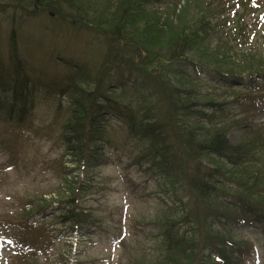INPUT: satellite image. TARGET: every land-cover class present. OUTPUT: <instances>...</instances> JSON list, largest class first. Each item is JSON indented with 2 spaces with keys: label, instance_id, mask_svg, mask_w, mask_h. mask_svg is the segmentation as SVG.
<instances>
[{
  "label": "trees",
  "instance_id": "trees-1",
  "mask_svg": "<svg viewBox=\"0 0 264 264\" xmlns=\"http://www.w3.org/2000/svg\"><path fill=\"white\" fill-rule=\"evenodd\" d=\"M163 1L40 0V6L60 17L61 26L77 27L81 32L89 30L97 45L102 36L108 47L114 48L91 74L82 58L62 59L64 63L46 86L70 97L72 113L63 139L68 152H75L81 168L88 171L106 164V126L118 122L124 137L129 138L125 140L140 150L136 164L143 165L151 177L166 179L174 189L186 190L189 199L181 207L182 214L174 216L164 210V217L155 222L162 228V241L153 264H236L233 256L242 253L228 250L231 243L223 233L231 230V215H237L234 222L264 223L263 143L259 133L248 131L246 139L232 145L227 138L229 125L220 123L217 113L209 115L198 107L224 111L238 97L234 101H208L189 85L188 80H194L189 79L192 73L182 66H188L197 76L209 75L221 84L218 80L243 72L252 77L264 74L259 71L264 58L257 59L261 53L242 41L243 37L248 38L246 5L242 14L227 11L229 0H202V5L200 0H184L183 13V8L178 11L182 0L176 4L177 0H170L172 6L155 9ZM31 6L27 1L20 8L31 17L35 12L29 10ZM45 35L43 32L40 41ZM24 37L22 34L18 41L16 29L11 30L10 64L0 54L1 118L17 124H23L32 113L34 81L44 75L27 58L22 59L24 63L20 61L19 50L32 51L34 47L33 42L23 41ZM178 63L181 75L167 80L164 69ZM23 68L35 75L34 80L27 76L19 83ZM125 70L138 72L146 79L141 77L133 85L116 82V73ZM169 73L172 74L170 70ZM120 93L127 94V99L116 97ZM245 98L252 100L249 95ZM200 115L202 124H198ZM258 148L262 151L256 152ZM88 162L95 167H88ZM82 187V180L70 182L69 194L59 201L62 214H69L64 215V222L71 223L73 229L82 228L90 216L78 210ZM37 207L36 213L48 210L47 205ZM24 213L30 219L34 215L31 211ZM38 233L42 235L35 242L51 239L48 232ZM136 253L137 257H127V264H152L143 249Z\"/></svg>",
  "mask_w": 264,
  "mask_h": 264
},
{
  "label": "rangeland",
  "instance_id": "rangeland-1",
  "mask_svg": "<svg viewBox=\"0 0 264 264\" xmlns=\"http://www.w3.org/2000/svg\"><path fill=\"white\" fill-rule=\"evenodd\" d=\"M13 1L0 0V54L4 55V59L10 64L9 36L11 30L16 29L18 41L20 36L25 34L23 41H31L34 46L32 51H27L25 48L23 52L19 50L20 61L24 63L22 59L27 58L32 64L37 65L44 75L35 78L31 72H25L24 68L21 71L19 83H22L27 76L33 80L35 78L32 93L34 108L23 124L8 122L5 118H1L0 113V264H16V255L19 253L18 244L5 239L3 229L6 225L1 221L19 218L24 210L30 209L27 204L34 199L37 205H47L48 209L57 208L56 203H59L64 195L69 194L70 182L81 179L88 192L80 205L97 223L89 224L83 230L84 232L74 233L70 228L71 223H61L59 216L35 217L33 220L37 228L51 226L60 235L46 251L35 249L37 255L32 258V262L56 264L64 253H69L71 258H78L80 264H121L119 257L123 255V244H129L131 241L139 242L138 248L145 249L148 262L153 264V260L160 253L158 245L162 241L160 236L162 228L155 222L164 217V210L174 216L182 214L181 207L189 199L186 190L174 189L166 179L148 178L144 173L146 172L144 166L132 164L134 155L140 150L133 144H129V140H125L129 138L124 137L125 132L118 122H110L106 126V141L103 147L109 156L110 163L95 167L88 162V167L91 165L95 168L88 171L82 169L75 152L71 150L68 152V146L63 139L64 127L72 113L70 97L66 93L57 94L46 86L50 76L58 72L60 65L64 63L62 59L82 58L87 62L89 74H91L100 67L109 52L113 53L114 48L108 47L102 36L99 37L101 44L97 45L95 37L89 30L81 32L77 27L61 26L58 22L60 17L56 14L50 16L48 13L51 12L50 10L46 12V16L34 17L33 15L36 14L34 12L29 17L20 7L30 1L32 6L29 10L33 11L35 9L33 0ZM200 1L202 5V0ZM233 1L229 0L227 4L229 8L227 11L231 10L232 13L240 12V7L244 8L245 5L256 3L252 1V3H241L236 6ZM172 2L164 0L160 5H156L155 9H165L169 4L172 6ZM177 2L179 0L175 1V4ZM184 3L182 0L178 11L184 7ZM250 9L247 10L250 11ZM262 9L264 10V0H262ZM183 12L184 8L181 10V13ZM261 27H257L256 31L263 30L262 34L253 32L255 33L254 51L262 53L256 57L257 59L264 58V26ZM43 32L47 35L40 41ZM102 41L105 42V46ZM19 46L25 47V44L19 43ZM235 64L246 66L240 62ZM179 66L180 63L164 69L167 80L171 76L181 75L182 70ZM182 67L189 71L188 66ZM130 72L125 70L116 73L118 76L116 82L123 81L133 85L140 77L146 79L138 72ZM193 84L208 101L211 98L218 102L233 99L240 92L239 90L233 92L232 86L218 89L217 84L207 80H203L202 83V80L196 79ZM128 93L131 95V92ZM120 95L121 93L116 97L122 100L127 99V94ZM259 95L260 97L264 95V91H260ZM260 100L261 102L257 101L254 104L242 100L243 107L234 105L225 108L224 111L206 110V113H217L218 118L223 117L224 112L227 114L225 116L227 125H231L228 137L235 145L247 138L250 128L247 126L251 123L261 136L264 152V99L261 97ZM203 109L206 108L200 107V110ZM233 120L242 121V123L233 126ZM245 120L246 123L243 122ZM262 150L258 148L256 152ZM41 197H45L47 201ZM33 208L35 209L36 206ZM177 208L180 209L175 210ZM35 212L37 210L33 213ZM59 212H62V209L52 211L54 216ZM236 216L231 215L233 225L236 224L234 222ZM223 234L228 241L243 240L254 248L255 258L252 256L242 264H264V227L242 225L233 229L231 227L230 231L227 230ZM134 252L135 250L132 249V254ZM59 262L62 264V261Z\"/></svg>",
  "mask_w": 264,
  "mask_h": 264
}]
</instances>
